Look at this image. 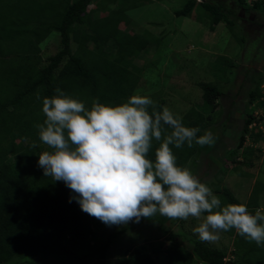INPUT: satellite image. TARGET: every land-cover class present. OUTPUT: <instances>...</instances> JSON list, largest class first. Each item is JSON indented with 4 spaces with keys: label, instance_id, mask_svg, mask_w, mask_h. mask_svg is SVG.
Returning <instances> with one entry per match:
<instances>
[{
    "label": "trees",
    "instance_id": "1",
    "mask_svg": "<svg viewBox=\"0 0 264 264\" xmlns=\"http://www.w3.org/2000/svg\"><path fill=\"white\" fill-rule=\"evenodd\" d=\"M0 4L13 10L12 15L9 13L10 19L8 13H0V264L15 260L17 264H42L48 259L58 264L72 261L92 264L82 263L90 254L80 255L76 245L95 235L97 225L103 222L83 212L75 199L70 202L78 194L63 181L44 177L43 169L38 166L39 154L53 149L39 140L37 125L46 119L42 112L43 99L57 95V87L66 96L84 102L87 109L93 100L117 106L134 95L141 69L133 65V59L139 51L137 45L144 46L147 40L126 36L119 24L125 19L126 11L138 8L141 3L135 0H9L4 4L0 0ZM109 4L117 5L109 7ZM233 6L240 8L239 12L264 13V0H186L173 13L176 17H189L199 10L209 21V31L214 32L220 23L232 31V17L236 15ZM102 12L107 13L100 16ZM92 14L95 17L90 20ZM52 35H58L59 47L44 61L39 47ZM91 39L97 41L92 50L86 46ZM108 42L114 46L112 51L106 48ZM221 59L222 65L231 64L229 58ZM262 83V75L250 81L245 109L264 106ZM198 86L203 104L213 114L224 97L223 90L211 82ZM155 105L158 110L164 107L163 102ZM246 113L239 125L236 145L228 152L230 155H236L244 146L248 127L254 123L253 111ZM212 114L203 116L189 110L181 118L185 126L199 128L197 136H200L213 122ZM252 137L253 141L259 140V135ZM160 143L153 140L148 153L147 158L153 163ZM170 147L177 166L182 168L189 162L195 163L196 158L192 157L201 152L195 143L191 148ZM212 191L221 199L222 206L241 204L225 186ZM263 199L264 185L259 186L256 181L245 204L248 211L251 214L257 209L264 211L260 201ZM156 221L163 226L169 219L162 216ZM123 232L125 229L117 231L93 249L91 254L99 256L93 264H105L103 259L112 238ZM224 233L233 236L232 260L225 259V251L209 247L192 236L186 237L178 230L167 236L170 245L164 250V261L155 259L146 245L139 244L123 251L118 264H264V246L247 241L234 229ZM180 236L190 244L189 248L175 240Z\"/></svg>",
    "mask_w": 264,
    "mask_h": 264
},
{
    "label": "rangeland",
    "instance_id": "2",
    "mask_svg": "<svg viewBox=\"0 0 264 264\" xmlns=\"http://www.w3.org/2000/svg\"><path fill=\"white\" fill-rule=\"evenodd\" d=\"M7 1L9 0H3V3L6 4ZM185 1L149 0L147 3L135 0L141 5L125 12V19L120 22L119 29L138 41L147 40L144 46L137 45L139 51L133 59V65L141 69L134 95L149 96L154 104L163 102L164 107L179 117L189 110L207 116L212 111L203 104L198 84L211 82L221 88L224 97L212 114L213 122L203 131L204 134L210 130L217 137L216 142L212 146L198 145L201 152L192 157L196 158V162H189L184 168L189 169L201 182L207 183L212 190L227 187L245 205L256 181L259 186L264 185V106H250L248 110L244 106L250 81L257 76H264V27H261L264 25V13L239 12L240 8L233 6L236 12L232 17L233 30L230 31L228 26L220 23L211 32L209 21L203 18L202 11L198 10L189 17L174 15L173 12L181 8ZM112 5L117 4L108 6L114 7ZM11 11L13 10L7 5L0 4V13H8V19L11 18ZM106 13L102 12L100 16H105ZM94 17L92 14L89 19ZM96 44L97 41L91 39L86 46L92 50ZM73 45L75 48L76 45ZM58 47V35L50 36L39 47L41 59L45 61L54 55ZM106 48L112 51L114 46L108 42ZM222 57L229 58L231 64L222 65ZM260 86L264 95V83ZM252 111L254 123L248 127L244 146L236 155L231 156L228 152L236 145L239 125L246 112ZM255 135H259V140L254 142L252 136ZM260 201L264 208V199ZM160 217L162 216L157 214L152 218H141L139 223L129 222L111 227L104 223L98 224L95 235L80 242L75 250L80 255L90 254L82 263L93 264L99 257L91 254L93 249L100 247L110 235L125 229V232L112 238L103 259L105 264H118L123 251L139 244L146 245L155 259L164 261V250L170 245L167 238L170 233L181 230L186 237L189 235L200 240L193 229L202 222L203 216L200 220L192 217L186 221L169 220L163 226L156 221ZM175 240L190 247L181 236ZM204 243L225 251V259L232 260L233 236L222 232L218 242ZM75 263L72 261L71 264ZM10 264L17 262L15 260ZM42 264L58 263L48 259Z\"/></svg>",
    "mask_w": 264,
    "mask_h": 264
},
{
    "label": "clouds",
    "instance_id": "3",
    "mask_svg": "<svg viewBox=\"0 0 264 264\" xmlns=\"http://www.w3.org/2000/svg\"><path fill=\"white\" fill-rule=\"evenodd\" d=\"M55 92L43 99L46 119L37 125L39 140L53 151L41 152L38 166L44 177L63 181L78 194L70 202L75 199L83 212L109 227L157 214L185 221L203 216L193 229L202 242L216 243L222 232L234 229L264 246V211L222 206L207 183L177 166L170 145L212 146L217 137L210 130L197 136L199 128L185 126L167 107L158 110L146 95H132L117 106L97 99L87 109L59 87ZM153 140L161 142L154 163L147 158Z\"/></svg>",
    "mask_w": 264,
    "mask_h": 264
},
{
    "label": "built area",
    "instance_id": "4",
    "mask_svg": "<svg viewBox=\"0 0 264 264\" xmlns=\"http://www.w3.org/2000/svg\"><path fill=\"white\" fill-rule=\"evenodd\" d=\"M246 1H253V0H246Z\"/></svg>",
    "mask_w": 264,
    "mask_h": 264
},
{
    "label": "flooded vegetation",
    "instance_id": "5",
    "mask_svg": "<svg viewBox=\"0 0 264 264\" xmlns=\"http://www.w3.org/2000/svg\"><path fill=\"white\" fill-rule=\"evenodd\" d=\"M261 27H264V25H261Z\"/></svg>",
    "mask_w": 264,
    "mask_h": 264
}]
</instances>
